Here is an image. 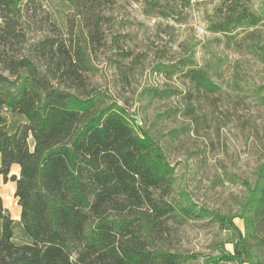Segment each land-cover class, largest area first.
I'll return each instance as SVG.
<instances>
[{"label": "trees", "instance_id": "trees-1", "mask_svg": "<svg viewBox=\"0 0 264 264\" xmlns=\"http://www.w3.org/2000/svg\"><path fill=\"white\" fill-rule=\"evenodd\" d=\"M136 1L144 14L181 24L186 9L200 0ZM260 1L256 8L254 0H221L207 16V30L264 52L257 41L264 23ZM114 3L93 0L88 12L77 11L83 26L76 30L70 22L64 33L40 0H0V175L4 183L16 182L14 198L28 238L14 242L15 219L0 195V264H186L197 256L173 247L171 220L189 216H209L236 231L234 219L243 218V261L253 263L251 241L264 245V160L253 185L245 182L249 196L240 213L179 204L172 196L175 169L163 145L118 100L90 83L105 17L93 5ZM157 69L189 83L182 114L199 134L206 123L202 98L219 90L209 70L185 59ZM174 93L157 90L154 96ZM5 111L26 121L9 132ZM181 196L189 200L187 192ZM240 252L207 263L232 261Z\"/></svg>", "mask_w": 264, "mask_h": 264}, {"label": "rangeland", "instance_id": "rangeland-1", "mask_svg": "<svg viewBox=\"0 0 264 264\" xmlns=\"http://www.w3.org/2000/svg\"><path fill=\"white\" fill-rule=\"evenodd\" d=\"M92 1L75 0L74 5L73 0H40L64 33L70 22L76 30L83 26L84 17L77 11L88 12L86 6ZM220 2L193 1L181 24L144 14L142 3L136 0H115L107 6L94 4L96 14L105 17L101 23L103 37L93 54L97 69L89 81L139 116L140 124H146L163 145L175 169L172 196L179 204L192 201L234 215L243 211L249 196L245 182L253 185L257 167L264 160V52L250 51L247 43L228 42L223 35L207 30V16ZM260 3L254 0L256 8ZM259 28L257 41L264 49V23ZM122 51L131 54L126 57L117 53ZM180 59L207 68L219 87L202 98L206 123L199 134L192 129L191 119L182 114L183 97L191 90L189 83L179 74L170 77L157 69ZM157 90L175 93L156 97ZM4 115L9 132L26 121L17 113L5 111ZM12 170L18 173L15 167ZM0 182L4 206L13 216L21 208L9 182L4 183L3 178ZM182 192L188 193L189 200L181 196ZM171 223L173 247L197 256L186 264H209L210 258L234 254L237 249L241 251L239 258L217 264H264V245L257 240L251 241L249 256H253V263L243 261L248 256L240 243V233H245L241 217L234 219L239 231L221 227L209 216H189ZM13 231L15 243L27 241L20 221L16 220Z\"/></svg>", "mask_w": 264, "mask_h": 264}, {"label": "crops", "instance_id": "crops-1", "mask_svg": "<svg viewBox=\"0 0 264 264\" xmlns=\"http://www.w3.org/2000/svg\"><path fill=\"white\" fill-rule=\"evenodd\" d=\"M13 167H15L17 170H18V173L17 172H14L13 170H12V172L14 173V174H18L19 175V165L18 164H14L13 166H12V169H13ZM3 177L0 175V179H2ZM1 183L2 182H0V187H1ZM13 183H15V188H16V182H14V181H9V185L8 186H10V188H11V191H12V193H13V197H14V192H15V190H14V184ZM6 185V184H5ZM0 195H1V193H0ZM2 196V195H1ZM3 198V197H2ZM15 199V198H14ZM4 201V200H3ZM15 201H16V199H15ZM16 203V202H15ZM18 205V204H17ZM19 209H20V207H19ZM14 219H15V221H14V225H15V223H16V220L19 222V218H20V210H18L17 211V213L16 214H14L13 216H12ZM1 232H2V220L0 219V236H1Z\"/></svg>", "mask_w": 264, "mask_h": 264}, {"label": "water", "instance_id": "water-1", "mask_svg": "<svg viewBox=\"0 0 264 264\" xmlns=\"http://www.w3.org/2000/svg\"><path fill=\"white\" fill-rule=\"evenodd\" d=\"M137 121H140V117L137 115H132ZM19 176V175H18Z\"/></svg>", "mask_w": 264, "mask_h": 264}]
</instances>
